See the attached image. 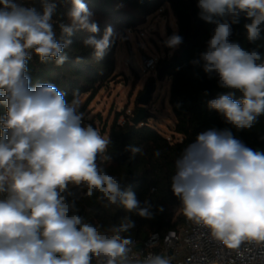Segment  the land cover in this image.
<instances>
[{"label": "clouds", "instance_id": "9594fccd", "mask_svg": "<svg viewBox=\"0 0 264 264\" xmlns=\"http://www.w3.org/2000/svg\"><path fill=\"white\" fill-rule=\"evenodd\" d=\"M69 23L53 27L56 4L41 0L42 12L16 0H0V264H128L133 241L122 233L135 227L125 217L112 235L101 233L78 214L69 200V186L99 193L106 205L151 218V205L124 191L119 180L97 163L110 137L83 124L79 101L69 103L65 93L50 83L30 87L28 61L34 53L41 63L62 65L65 48L76 30L99 31L84 0H70ZM199 15L214 28L199 60L203 71L228 89L208 101L226 124L249 130L264 115V55L245 49L230 37L241 18L249 43L264 33V0H197ZM108 26L102 38L89 36L85 47L103 59L112 43ZM175 49L182 37L169 36ZM240 98L235 99L236 93ZM135 156L142 147L128 145ZM160 156L159 150L155 152ZM110 159V157H106ZM171 191L179 198L185 217L206 228L229 249L242 242L264 244V152L253 150L230 129L212 128L197 135L175 162ZM159 211H163L161 207ZM137 264H170L168 257L149 254Z\"/></svg>", "mask_w": 264, "mask_h": 264}, {"label": "trees", "instance_id": "16d2710c", "mask_svg": "<svg viewBox=\"0 0 264 264\" xmlns=\"http://www.w3.org/2000/svg\"><path fill=\"white\" fill-rule=\"evenodd\" d=\"M21 1V0H18ZM35 6L42 12L41 0H23ZM56 4L53 15V27L57 38L61 36L59 24L69 23L66 13L71 7L70 0H52ZM88 9L93 13V19L98 24L97 33L76 30L69 39L72 43L65 48L62 55L66 60L62 65L55 61L41 63L39 57L32 54L28 61V75L31 78L30 87L37 84L50 83L65 93V99L71 103L78 101L84 95H89V101L112 79L115 71V50L118 36L125 29H133L145 23L146 18L155 14L164 4L170 6L177 22V35L182 37V43L172 58L161 65H168L164 76L171 80L169 104L174 118L175 133L181 136L178 140L167 138L149 124V119L140 125L132 124V117H126L119 123L121 113H117L113 122L108 126L105 123L103 134L110 137L105 153L100 154L97 162L108 174L115 176L122 184V190H132L143 205L147 201L151 207V218L127 212L120 205H106L98 199L99 193L92 197L86 195L83 187L81 196L74 199L78 214L84 221L98 227V230L111 232L115 225L125 222V217L135 221V227L121 235L131 240L144 242L151 234L164 236L171 230L178 229L185 221L182 203L171 191V177L176 172L175 162L182 155L187 146L193 143L197 135L206 130L216 128L231 130L233 135L242 140L253 150L264 152V115L252 129L238 131L226 124L223 117L215 110L208 108V101L229 90L218 86L217 78L209 76L203 71L200 53L207 47L214 25L206 23L200 18L197 0H84ZM249 20L241 18L237 25H233L231 40L239 42L245 49L251 51L256 48L264 55V38L249 43L243 27ZM113 29L112 43L103 59L97 60L94 50L85 47L83 41L89 36L97 39L103 37L105 29ZM264 37V33H262ZM158 67V65H157ZM163 76V77H164ZM236 93L235 99L240 98ZM83 108L78 112L82 113ZM138 110L134 111V114ZM4 114V107L0 105V115ZM94 119L90 124L94 125ZM142 147L143 152L135 156L126 151V146ZM159 150L160 156L155 152ZM110 157V159L106 158ZM69 186L68 195L71 198ZM163 211H159L160 208Z\"/></svg>", "mask_w": 264, "mask_h": 264}, {"label": "rangeland", "instance_id": "374dc122", "mask_svg": "<svg viewBox=\"0 0 264 264\" xmlns=\"http://www.w3.org/2000/svg\"><path fill=\"white\" fill-rule=\"evenodd\" d=\"M177 22L169 5L164 4L155 14L146 18L144 24L133 29H125L117 38L114 53V76L90 101L89 95L79 100L78 110L83 108L87 125L94 119L95 129L102 136L105 123L113 122L117 113H121L119 123L126 117H134L138 110L137 99L149 85H153L152 99L147 108L149 124L167 138L178 140L181 136L174 131L175 118L169 104L171 80L158 79L162 63L170 60L177 49L168 48L164 41L171 35H177ZM148 55L158 61V67L144 70L142 57Z\"/></svg>", "mask_w": 264, "mask_h": 264}, {"label": "built area", "instance_id": "2783aa9c", "mask_svg": "<svg viewBox=\"0 0 264 264\" xmlns=\"http://www.w3.org/2000/svg\"><path fill=\"white\" fill-rule=\"evenodd\" d=\"M16 3L35 7L23 0H16ZM157 65L158 61L153 57L148 55L142 57L144 70H151ZM83 124L87 125L84 116ZM82 189L83 186H75L71 190V198L78 199ZM100 232L112 235L111 232ZM132 241L129 246L131 250L128 253V264H137L149 254L166 256L170 264H264V244L257 245L255 242L244 241L237 249H229L216 241L206 228L187 218L178 229L171 230L164 236L154 233L144 242L136 239ZM92 264H98V261L93 258Z\"/></svg>", "mask_w": 264, "mask_h": 264}, {"label": "water", "instance_id": "95a60500", "mask_svg": "<svg viewBox=\"0 0 264 264\" xmlns=\"http://www.w3.org/2000/svg\"><path fill=\"white\" fill-rule=\"evenodd\" d=\"M168 65H164L160 68L158 72V79H161L164 76V73L168 69ZM154 90L153 85H149L145 92L137 99V104H138V111L136 115L132 119V124L134 125H140L142 124L145 120H148V114H147V108L148 105L152 99V92ZM100 161V155H98L97 162ZM140 246L138 247V250H140Z\"/></svg>", "mask_w": 264, "mask_h": 264}]
</instances>
